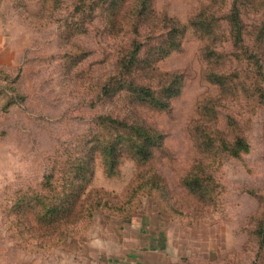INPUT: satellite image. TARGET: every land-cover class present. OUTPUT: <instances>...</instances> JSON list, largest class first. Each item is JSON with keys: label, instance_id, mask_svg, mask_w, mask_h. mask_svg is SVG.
Masks as SVG:
<instances>
[{"label": "rangeland", "instance_id": "1", "mask_svg": "<svg viewBox=\"0 0 264 264\" xmlns=\"http://www.w3.org/2000/svg\"><path fill=\"white\" fill-rule=\"evenodd\" d=\"M75 1L0 0V264H264V233L259 232L264 226V103L245 106L248 151L223 152L212 168L215 199L193 197L179 183L178 174L196 156L187 120L199 97L213 92L201 76L192 30L182 50L159 62L165 70L183 68L187 76L173 116L162 118L178 154L175 163L162 167L171 192L141 196L136 208L126 204L120 212L113 205L128 193L135 163L123 159L118 173L108 176L98 159L91 184L116 200L91 221L58 244L45 241L39 227L20 224L23 196L60 193L64 184L56 176L62 174V160L81 153L77 135L105 111L98 91L88 87L108 75L118 40L108 35L102 9L76 27ZM199 2L157 0L183 19ZM241 107L235 101L233 108ZM65 190L70 192L68 186ZM174 200H181V207L171 204Z\"/></svg>", "mask_w": 264, "mask_h": 264}, {"label": "trees", "instance_id": "2", "mask_svg": "<svg viewBox=\"0 0 264 264\" xmlns=\"http://www.w3.org/2000/svg\"><path fill=\"white\" fill-rule=\"evenodd\" d=\"M199 1L185 19L157 0L74 2L71 17L79 18L73 20L76 27H84L102 9L107 12L108 35L118 40L108 75L88 87L98 91L96 99L105 111L77 135L75 145L79 139L81 153L71 152L62 160V174L56 176L64 184L60 193L23 196L19 222L25 229L39 227L45 241L58 244L115 199L91 184L98 159L108 176L118 173L123 159L135 163L128 193L113 205L120 212L126 204L136 208L135 199L141 196L171 192L162 167L175 163L178 154L162 118L173 116L187 76L185 69L165 70L159 62L182 50L189 30L199 42L201 76L213 92L199 97L187 120L196 156L178 177L193 197L216 198L212 168L223 152L237 156L248 151L245 123L250 117L245 106L264 103V0ZM235 101L242 106L240 111L233 108ZM62 194L65 197L58 200ZM104 196L109 199L102 202ZM174 197L171 193L168 198ZM179 203L171 202L181 207ZM259 232L264 233V226Z\"/></svg>", "mask_w": 264, "mask_h": 264}]
</instances>
